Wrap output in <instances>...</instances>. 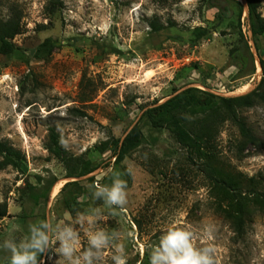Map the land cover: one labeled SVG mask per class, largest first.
<instances>
[{
	"label": "rangeland",
	"instance_id": "374dc122",
	"mask_svg": "<svg viewBox=\"0 0 264 264\" xmlns=\"http://www.w3.org/2000/svg\"><path fill=\"white\" fill-rule=\"evenodd\" d=\"M216 11L202 0H0V18L16 13L22 24L16 49L0 53V138L25 155L20 168L0 169V211L6 210L0 215V264L10 262L5 239L19 241L30 223H68L77 213L99 216L93 226L76 225L81 248L87 247L88 231H119L126 264H150L151 245L173 223L190 225L197 247L214 246L215 264H264V209L250 205L244 232L237 234L218 208L203 160L146 120L142 144L121 165L124 209L113 216L93 197L95 184L110 186L114 178L109 174L115 158L103 143L123 139L146 108L187 87L236 96L260 83L264 38L259 53L247 9L241 30L255 63L240 40L237 19L214 27ZM260 12L264 16V0ZM153 19L166 27L153 32ZM196 26L211 34L196 40ZM237 64L244 68L240 73ZM242 115L264 142V105ZM51 128L69 155L92 160L98 169L67 177L65 165L46 149ZM240 140L237 127L226 122L217 137L218 157L228 170L254 176L264 188V145L247 144L241 152ZM111 254L108 249L105 264H113ZM58 260L50 249L39 264Z\"/></svg>",
	"mask_w": 264,
	"mask_h": 264
},
{
	"label": "trees",
	"instance_id": "16d2710c",
	"mask_svg": "<svg viewBox=\"0 0 264 264\" xmlns=\"http://www.w3.org/2000/svg\"><path fill=\"white\" fill-rule=\"evenodd\" d=\"M208 8H216L214 27L220 26L228 19L236 18L240 40L255 63V57L251 51L248 40L241 30V19L245 9L248 11L250 30L255 38L258 52H261L260 37L264 38V16L260 12L261 0H202ZM153 32H158L166 26L160 21L153 19L150 22ZM169 26H174L170 21ZM22 32L21 18L13 13L8 19L0 18V53L11 54L16 49L14 38ZM196 40H201L211 34L210 28L196 26L192 31ZM51 50L54 42L51 38L45 41ZM264 48V47H263ZM235 48V50H237ZM260 65L263 77L258 86L252 91L236 95L222 96L197 87H187L176 91L171 97L161 103H155L146 108L138 121L123 139H113L103 143V147L110 145L112 156L115 158L111 178L116 174H122L123 161L135 151L144 140L142 123L144 120L154 129H167L176 141L186 148L191 155L203 160L204 169L211 179L212 189L218 208L232 221L235 231L241 235L246 225V217L250 205L264 209V188L256 177H247L241 172L228 170L217 153V137L221 127L226 122L234 124L241 136L237 148L244 151L247 144L254 146L264 145L253 128L247 123L242 115L244 109L252 108L257 104L264 105V59L260 56ZM238 72L244 69L237 64ZM255 69V65H254ZM188 115L196 117L189 121ZM46 149L58 158L67 168V177H83L98 169L92 160L69 155L63 147L61 138L55 128L50 129L49 140ZM0 169L9 166L20 168L25 160L24 153L15 148L7 140L0 138ZM54 182L52 185H54ZM6 210L0 211L5 215Z\"/></svg>",
	"mask_w": 264,
	"mask_h": 264
},
{
	"label": "clouds",
	"instance_id": "9594fccd",
	"mask_svg": "<svg viewBox=\"0 0 264 264\" xmlns=\"http://www.w3.org/2000/svg\"><path fill=\"white\" fill-rule=\"evenodd\" d=\"M93 197L103 200L112 210V215H119L127 204V182L116 174L111 185H94ZM98 213V210H97ZM97 215L77 213L74 220L53 223L44 219L28 225V235L17 241L5 239L2 248L10 253L9 264H39L41 254L54 249L59 255L57 264H105L106 251L112 250L113 264H126L125 246L120 242L119 231L108 232L103 228L88 231L87 247L81 248L80 231L85 224H96ZM210 235L212 229L208 228ZM58 244V246H57ZM216 249L211 244L197 247L196 236L190 225L171 224L159 237L157 244L151 245L150 264H215Z\"/></svg>",
	"mask_w": 264,
	"mask_h": 264
},
{
	"label": "bare ground",
	"instance_id": "6f19581e",
	"mask_svg": "<svg viewBox=\"0 0 264 264\" xmlns=\"http://www.w3.org/2000/svg\"><path fill=\"white\" fill-rule=\"evenodd\" d=\"M242 1H243V3H246L245 0H242Z\"/></svg>",
	"mask_w": 264,
	"mask_h": 264
}]
</instances>
